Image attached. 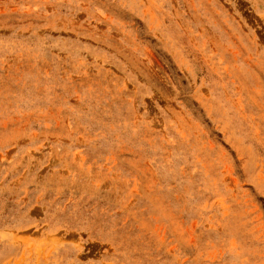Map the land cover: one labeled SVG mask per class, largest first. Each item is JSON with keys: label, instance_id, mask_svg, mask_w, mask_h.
Here are the masks:
<instances>
[{"label": "rangeland", "instance_id": "374dc122", "mask_svg": "<svg viewBox=\"0 0 264 264\" xmlns=\"http://www.w3.org/2000/svg\"><path fill=\"white\" fill-rule=\"evenodd\" d=\"M0 264H264V0H0Z\"/></svg>", "mask_w": 264, "mask_h": 264}]
</instances>
